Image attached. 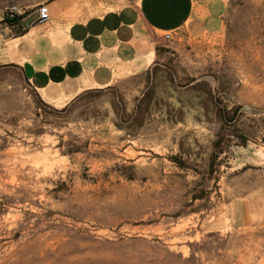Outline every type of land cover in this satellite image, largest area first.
I'll list each match as a JSON object with an SVG mask.
<instances>
[{
  "label": "rangeland",
  "instance_id": "1",
  "mask_svg": "<svg viewBox=\"0 0 264 264\" xmlns=\"http://www.w3.org/2000/svg\"><path fill=\"white\" fill-rule=\"evenodd\" d=\"M226 25L161 63L148 113L145 76L64 111L0 79V264H264V167L241 158L264 143V0H231Z\"/></svg>",
  "mask_w": 264,
  "mask_h": 264
},
{
  "label": "crops",
  "instance_id": "2",
  "mask_svg": "<svg viewBox=\"0 0 264 264\" xmlns=\"http://www.w3.org/2000/svg\"><path fill=\"white\" fill-rule=\"evenodd\" d=\"M43 3L51 17L38 23ZM10 4L26 6L27 14L6 18ZM230 4L231 0H0V79L18 74L41 102L62 108L86 91L145 76L150 92L136 98L134 106L136 114L148 113L150 106L143 107L154 100L160 74L173 69L161 63L201 53L202 42L226 31ZM172 86L178 89L174 82ZM256 170L264 179V169ZM254 193L231 214L230 228L252 223V206L245 202H255Z\"/></svg>",
  "mask_w": 264,
  "mask_h": 264
},
{
  "label": "built area",
  "instance_id": "3",
  "mask_svg": "<svg viewBox=\"0 0 264 264\" xmlns=\"http://www.w3.org/2000/svg\"><path fill=\"white\" fill-rule=\"evenodd\" d=\"M6 18L15 19L18 17H24L27 14V7L18 5V4H10L5 9ZM50 12L47 4H40L37 11L36 22L45 23L50 20ZM170 37V34H167V38Z\"/></svg>",
  "mask_w": 264,
  "mask_h": 264
},
{
  "label": "water",
  "instance_id": "4",
  "mask_svg": "<svg viewBox=\"0 0 264 264\" xmlns=\"http://www.w3.org/2000/svg\"><path fill=\"white\" fill-rule=\"evenodd\" d=\"M250 149L242 154V160L264 167V143L248 140Z\"/></svg>",
  "mask_w": 264,
  "mask_h": 264
},
{
  "label": "trees",
  "instance_id": "5",
  "mask_svg": "<svg viewBox=\"0 0 264 264\" xmlns=\"http://www.w3.org/2000/svg\"><path fill=\"white\" fill-rule=\"evenodd\" d=\"M10 21H12V20H10ZM102 91H103V89L89 90V91L84 92L81 96H84L85 94H88L90 92H102ZM81 96H79V98ZM43 104L45 105V103H43ZM45 106H47V105H45ZM49 107L52 108L54 111H58L57 109L53 108L52 106H49ZM67 109H68V106L64 107L63 109H61L59 111H64V110H67ZM175 159H176L177 162L180 163V165H182V166H185L186 165L185 162H183L181 159H178V158H175ZM195 197H198V196H195Z\"/></svg>",
  "mask_w": 264,
  "mask_h": 264
}]
</instances>
